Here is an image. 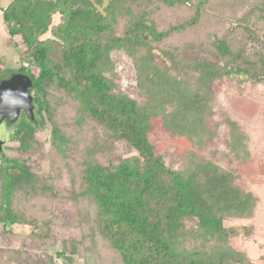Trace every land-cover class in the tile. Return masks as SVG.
Segmentation results:
<instances>
[{
    "label": "trees",
    "instance_id": "1",
    "mask_svg": "<svg viewBox=\"0 0 264 264\" xmlns=\"http://www.w3.org/2000/svg\"><path fill=\"white\" fill-rule=\"evenodd\" d=\"M1 11L23 49L16 69L0 59V83L29 77L35 118L4 125L21 155L40 153L47 130L49 169L0 151V224L30 228L0 264H264L232 245L254 227L227 225L253 218L259 198L194 151L168 166L149 140L158 118L201 152L224 137L233 158L250 157L247 134L215 109V85L264 86V0H8ZM113 51L131 60L141 101L119 89ZM118 142L134 155L117 158ZM66 203L72 222L53 209ZM53 227L80 236L31 252Z\"/></svg>",
    "mask_w": 264,
    "mask_h": 264
},
{
    "label": "rangeland",
    "instance_id": "2",
    "mask_svg": "<svg viewBox=\"0 0 264 264\" xmlns=\"http://www.w3.org/2000/svg\"><path fill=\"white\" fill-rule=\"evenodd\" d=\"M8 0H0V59L4 67L16 69L19 66V56L23 46L18 38L11 40L6 32L1 8H4ZM54 23L58 16L54 17ZM111 58L116 71V83L119 89L133 99L141 101L136 89L135 70L131 60L124 52L113 51ZM216 111H224L232 120H235L241 130L248 136V149L250 157L240 162L228 153L223 144L224 137H218L206 151H199L183 137H172L167 133L156 118L151 120L152 130L149 140L154 146L156 154H161L168 166L180 168L184 155L189 151L204 155L213 159L223 168L232 170L238 176L237 185L246 191L252 192L259 198V204L255 209L253 218L242 220H231L227 225H252L254 234L249 240L236 238L232 245L246 252L247 256L259 263V257L264 255V86L246 82L239 84L236 81L220 80L215 85ZM48 129V128H47ZM13 128L0 126V141L3 143V153L10 158L25 160L28 165L37 172H46L49 169L48 131H38L37 139L41 143L40 153L19 154L16 144L10 139ZM225 133V132H224ZM222 133V134H224ZM213 151V154H210ZM134 152L124 142L116 145L115 156L127 158ZM54 211L64 221L72 222L75 219L71 204H56ZM30 232L28 226H4L0 224V248H19L23 238ZM80 236V230L71 227H53L51 237L44 243L41 250L29 249L31 252H45L54 255L56 247L63 239L76 238ZM58 264H64L58 261ZM72 264H83L81 260L74 258Z\"/></svg>",
    "mask_w": 264,
    "mask_h": 264
},
{
    "label": "water",
    "instance_id": "3",
    "mask_svg": "<svg viewBox=\"0 0 264 264\" xmlns=\"http://www.w3.org/2000/svg\"><path fill=\"white\" fill-rule=\"evenodd\" d=\"M21 112L34 120L32 82L29 77L15 74L0 83V126L18 120ZM3 143L0 141V151Z\"/></svg>",
    "mask_w": 264,
    "mask_h": 264
},
{
    "label": "flooded vegetation",
    "instance_id": "4",
    "mask_svg": "<svg viewBox=\"0 0 264 264\" xmlns=\"http://www.w3.org/2000/svg\"><path fill=\"white\" fill-rule=\"evenodd\" d=\"M4 124V123H3Z\"/></svg>",
    "mask_w": 264,
    "mask_h": 264
}]
</instances>
